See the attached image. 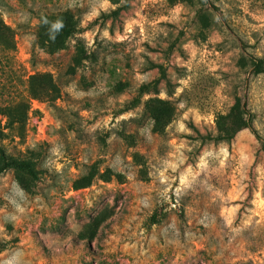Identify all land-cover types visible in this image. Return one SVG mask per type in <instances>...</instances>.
Listing matches in <instances>:
<instances>
[{"label":"rangeland","instance_id":"374dc122","mask_svg":"<svg viewBox=\"0 0 264 264\" xmlns=\"http://www.w3.org/2000/svg\"><path fill=\"white\" fill-rule=\"evenodd\" d=\"M22 97L0 264H264V0H0V106Z\"/></svg>","mask_w":264,"mask_h":264},{"label":"trees","instance_id":"16d2710c","mask_svg":"<svg viewBox=\"0 0 264 264\" xmlns=\"http://www.w3.org/2000/svg\"><path fill=\"white\" fill-rule=\"evenodd\" d=\"M64 32L70 34L73 32L72 27H67ZM29 95L31 97H46L48 100H55L60 95V87L56 83L53 74L39 73L34 74L29 78ZM29 102L25 98H21L11 105H3L0 112L7 114L11 120H16L19 123L23 122V118L15 114L14 110L19 107L28 106ZM242 126L235 128V131H238ZM0 150L4 151L0 147ZM9 162L16 167L24 168L30 173L34 174L35 170L31 161L26 159L10 158Z\"/></svg>","mask_w":264,"mask_h":264}]
</instances>
